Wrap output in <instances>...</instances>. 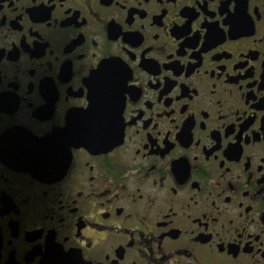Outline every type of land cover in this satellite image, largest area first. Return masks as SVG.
I'll list each match as a JSON object with an SVG mask.
<instances>
[{
	"label": "flooded vegetation",
	"instance_id": "af4514ba",
	"mask_svg": "<svg viewBox=\"0 0 264 264\" xmlns=\"http://www.w3.org/2000/svg\"><path fill=\"white\" fill-rule=\"evenodd\" d=\"M0 264H264V0H0Z\"/></svg>",
	"mask_w": 264,
	"mask_h": 264
},
{
	"label": "water",
	"instance_id": "95a60500",
	"mask_svg": "<svg viewBox=\"0 0 264 264\" xmlns=\"http://www.w3.org/2000/svg\"><path fill=\"white\" fill-rule=\"evenodd\" d=\"M84 125H86V124H84ZM87 125H91V124H87Z\"/></svg>",
	"mask_w": 264,
	"mask_h": 264
}]
</instances>
